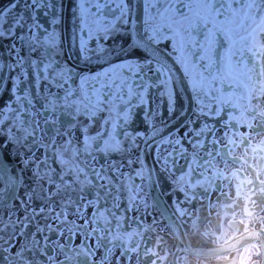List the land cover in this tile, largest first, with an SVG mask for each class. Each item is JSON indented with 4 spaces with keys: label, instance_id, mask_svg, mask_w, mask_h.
Listing matches in <instances>:
<instances>
[{
    "label": "snow or ice",
    "instance_id": "1",
    "mask_svg": "<svg viewBox=\"0 0 264 264\" xmlns=\"http://www.w3.org/2000/svg\"><path fill=\"white\" fill-rule=\"evenodd\" d=\"M260 92L264 0H0V264H153Z\"/></svg>",
    "mask_w": 264,
    "mask_h": 264
},
{
    "label": "flooded vegetation",
    "instance_id": "2",
    "mask_svg": "<svg viewBox=\"0 0 264 264\" xmlns=\"http://www.w3.org/2000/svg\"><path fill=\"white\" fill-rule=\"evenodd\" d=\"M254 100L255 103L248 101L249 107L238 110L236 118L226 128L222 124L216 133V148L210 149L215 155L209 157L212 171L205 173L206 181L194 189L195 195L184 207L166 214L164 226L152 229L154 239L150 254L154 256L153 264H184L191 253L206 251L210 247L206 239L208 228L217 222L222 227L225 217H230L227 222L231 223L240 214L241 207L239 223L248 240L235 245L237 258L232 264H241L240 258H244L245 252L248 258L247 261L243 259V264L264 261V251H261L264 248V179H261L264 170V92ZM167 199L172 207H177V200L180 205L185 204L181 194ZM221 211L223 215H220ZM254 221L260 223L252 227Z\"/></svg>",
    "mask_w": 264,
    "mask_h": 264
},
{
    "label": "clouds",
    "instance_id": "3",
    "mask_svg": "<svg viewBox=\"0 0 264 264\" xmlns=\"http://www.w3.org/2000/svg\"><path fill=\"white\" fill-rule=\"evenodd\" d=\"M261 179H264V170L261 171ZM241 214L242 207L240 208V214L231 223L227 222L230 217H225L222 227H220L219 222L211 225L208 228L206 237L210 247L202 253H191L184 264H232V261L237 258L235 245L248 240V236L243 233L242 226L239 223ZM220 215H223V211L220 212ZM256 223H260V221H254L252 227H255ZM252 242L255 243V240ZM261 251H264V248ZM225 257H229V259H224ZM247 258L248 253L245 252V261H247ZM261 264H264V261Z\"/></svg>",
    "mask_w": 264,
    "mask_h": 264
}]
</instances>
